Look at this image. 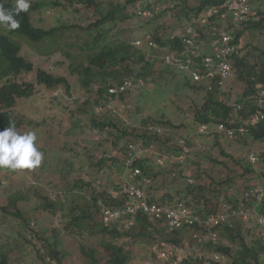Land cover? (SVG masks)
<instances>
[{
	"label": "rangeland",
	"instance_id": "rangeland-1",
	"mask_svg": "<svg viewBox=\"0 0 264 264\" xmlns=\"http://www.w3.org/2000/svg\"><path fill=\"white\" fill-rule=\"evenodd\" d=\"M35 1L38 0H30L31 5ZM46 1L54 6L32 11L31 19L34 22L32 23L34 26L39 24L45 29L55 26L61 29L52 37L39 42L10 37L21 45L20 55L33 64L31 72H23L16 77L18 82H28L34 86L32 96L16 100L14 112L16 119L21 120L17 131L21 134L26 132L36 134L35 145L43 152L44 159L35 169L0 170V203H6L8 210H11L8 199L11 196L24 197L18 201L17 206L25 217L30 218V223L34 222L33 226L29 224L34 229L29 232L30 228H24L21 220H16L0 210V252H5L7 264L37 263L35 251L39 249L41 241L32 233L40 231H44L48 240L50 239L56 249L64 255L62 264H86L87 258L81 250L82 247L86 250L96 249L103 257L102 263L107 259L109 251H105L101 242L102 236L97 228L92 226V221H85V227L81 229L76 227L73 230H65L61 209H56L55 215L34 210L44 196L56 199L55 201H64L66 196L61 187L69 186L75 181H94L96 185L103 187L123 179L124 170L121 171L119 162L109 160L107 166L114 165L101 171L100 169L97 171L93 166L103 156L119 157L121 153L119 149L123 145L121 141L114 146L112 141L117 138L118 132L111 126L103 130L96 128L91 124L93 119L99 122L111 120L118 128L138 127L139 131H143L147 123H152L164 128L163 132L171 129L169 132H172L174 141L182 136L188 137L191 144L189 161L193 164L186 167L185 171L193 180L195 169L207 173L210 179L206 184L211 180L213 187L220 188V199L224 192L235 193L241 198L243 193L253 186L264 189V139L242 137L228 140L220 133V137L217 138L197 133L194 113L201 109L206 95L202 90L183 85L186 80L184 74L170 73V69L156 57L151 58L150 54L145 53L151 62L146 76L147 83L141 88L135 87L125 93L123 101L114 103V111L95 113L92 109L95 95L86 93L79 84L78 75L71 71L70 65L75 66L86 61V54L92 50H87L85 43L97 32L102 31L107 41L125 39L132 44L137 39L151 36L152 33H158L164 38L168 29L180 27L187 20L189 12L185 14L181 8L197 7L200 0H153L160 9L156 19L147 21L133 16L116 23L112 29L109 28L111 23L96 29L92 25L100 18L102 12L108 10L110 7L108 2L115 3L117 0H92L102 3L101 13L98 11L100 7L90 3L87 5L88 0ZM253 3L258 4L264 11V0H254ZM260 18L261 15H257L255 20L258 21ZM0 32L8 34V29L0 26ZM240 45V54L248 53L253 62L255 56L264 51V25L260 29L253 26L245 29L241 35ZM165 51L155 49L153 52L162 54ZM256 60L258 61L257 58ZM37 69L66 77L70 84L69 92L61 85L48 88L44 84H39L36 79ZM131 70L128 77L135 76L141 70L140 65L132 64ZM229 79L223 91L217 94V98L225 102L238 100L245 86L243 82L237 80L235 73ZM4 81L2 80V83ZM87 99L88 104L85 106L83 101ZM134 115L138 117V121L134 120ZM141 119L145 120L144 125L139 123ZM161 119L169 120L178 127L171 128L158 124ZM124 139L131 137L127 135ZM171 142L170 147H173ZM137 144L144 145L140 140H137ZM151 145L150 151L144 155L155 162L161 153L156 142ZM251 155L256 157L254 162L251 161ZM236 159H240L241 164H237ZM152 167L157 168L154 163ZM246 167L249 169H245ZM228 177L231 178L229 183L220 186V181ZM173 178L168 172L159 173L155 185L152 186L153 196L159 198L165 192L174 193L177 189H182L183 193L185 190L183 186L189 182L183 177H175L174 181ZM156 186L158 187L153 189ZM66 207V210L69 209V205ZM100 217L95 214L94 221H100ZM242 225L246 226L243 222ZM253 226L255 225L250 226L253 229H249L250 233L258 235L259 229ZM242 234L246 237L247 243L252 241L246 230L242 231ZM24 237L31 241L30 244L25 243ZM147 242L148 240L142 238L129 240L123 249L129 256L131 255L133 262L137 263L140 259L148 257L150 243ZM221 242L224 243L225 240ZM114 243H121V240H114ZM238 246L237 240L233 245L234 252ZM217 260H220V264H234L232 258L228 256L220 255Z\"/></svg>",
	"mask_w": 264,
	"mask_h": 264
},
{
	"label": "trees",
	"instance_id": "trees-1",
	"mask_svg": "<svg viewBox=\"0 0 264 264\" xmlns=\"http://www.w3.org/2000/svg\"><path fill=\"white\" fill-rule=\"evenodd\" d=\"M136 0H127L126 3L130 4ZM147 1V0H141ZM222 0H200L197 7H192L187 9L182 7L181 11L187 14L188 12H197L203 7L209 4H218ZM15 0H0V5H3L5 9L11 10L15 6ZM93 4L96 7H100L98 11L100 13L103 10L102 3L92 0H88L86 4ZM46 1L38 0L35 1L27 12H21L16 19L19 20L20 27L15 30H9L8 34L0 32V130L8 127L9 121H13L16 124V128L19 127L21 120L16 119L14 112V106L16 100L20 98H28L34 93V86L28 82H18L16 77L23 72H31L33 70V64L30 61H27L22 55H20L21 45L17 40H13L14 37H21L31 42H39L46 40L54 35L58 30L61 29L59 26L51 27L45 29L43 27L34 26L31 20V11L40 9L42 6L46 5ZM108 4L110 7L107 11L102 12L100 18L93 23V27L98 28L101 25L111 23V27L121 21H125L128 18L133 16L126 12L127 6L123 3L109 1ZM126 6V7H125ZM252 6L257 11L258 15H261V18L256 21L250 20L249 22H244V25L241 29H233L234 32H237V37L242 35V32L253 26L256 29L263 27L264 23V11L260 9L258 4H252ZM189 14V13H188ZM2 27V26H1ZM152 38L159 45H169L171 48L170 40L167 37L162 38L157 33H152ZM104 33L97 32L89 42L85 43L87 50H92L91 53L86 54V63H78L75 66L70 65L71 71L78 75V81L82 89L89 95H95L94 102L97 103L101 99H106L105 92L109 86L119 84L124 79H129L128 75H131V65H140L139 72L135 76L146 77L151 67V62L145 56L147 43L144 42L137 46L133 45L131 42L126 41L125 39L116 40V41H107ZM145 46V47H144ZM150 48V47H149ZM153 50V49H150ZM68 57L70 53L67 54ZM258 59V61L256 60ZM252 57L245 53L243 56H235L234 63V73L238 81L245 84L244 90L241 93L238 101L243 103L244 107L242 110L234 113L235 116L240 115L244 116L247 112L251 111L253 107L254 100V83L256 81H264V51H261L258 56H255L254 61L252 62ZM165 66V65H164ZM173 72V71H171ZM176 74V73H173ZM180 75V74H179ZM36 79L39 84H44L48 88H53L57 86H63L67 92L70 90V84L66 77L64 76H55L45 70L37 69ZM2 80H5L2 83ZM183 85L188 86L192 89H195L197 86L189 85L187 81H184ZM219 86L211 91H207L205 102L203 103L201 109L195 111L194 119L196 123L200 122H211L218 120H226L231 114L230 105L226 104L224 100L217 98V90ZM103 94V95H102ZM124 94L120 93L119 99H124ZM90 97V96H89ZM87 97L88 99H90ZM87 101H83V105L88 104ZM94 105V104H93ZM93 108V106H92ZM134 120L138 121V117L134 115ZM140 124H145V120L141 119ZM165 125L166 127L176 128L171 121L161 119L158 121ZM91 124L103 130L105 127L111 126L115 131L118 132L117 138L112 141V144L116 146L119 142L123 145L119 149L121 151L120 156L116 157L109 155L108 157H101L97 163L93 166L98 171L104 168H110L113 165L107 166V161L112 160L119 162L121 166V171L124 167V155H126L128 145L131 143H137V140H140L144 143L145 147H148L154 142L157 143L158 151L161 153L159 157L164 158V163L157 168L152 167V161L150 159L135 160L132 166H139L142 170L143 175H149L153 178H158L159 173L168 172L169 175L175 177L191 178L190 174L185 171V168L191 167L193 162L189 161V153L186 154L184 159L176 160L175 156H178L182 152V147L179 146L178 138L174 141L172 132H169V128L166 129V133L155 134L149 133L144 128L143 131H139L138 127L129 129V127L124 126L118 128L111 120L97 121L92 120ZM130 135L131 139L125 140V136ZM208 135V134H207ZM210 136L213 138L220 137L219 133H212ZM249 137L255 140L264 139V123L257 124L249 129V132L242 136ZM228 138L223 136V138L228 140H237L239 138ZM187 144L190 145V139L186 138ZM172 141V142H171ZM170 142L173 147H170ZM127 149V150H126ZM237 164H241L240 159H236ZM245 169H249L246 167ZM194 180L192 182L186 183L183 186L185 189L182 193V189H177L174 193L165 192L160 195L159 198L152 196V199H157L161 203H172L173 200L184 199L185 202L192 207L193 210L200 214L213 213L217 212L220 209V198L219 191L220 188L213 187V183L210 180L209 184H206V181L210 179V176L207 173L200 172L199 169H195L193 173ZM156 178V179H157ZM173 178V181L175 180ZM230 177L220 181L219 185H225L229 183ZM156 180H154L155 182ZM139 182V181H138ZM140 181V186L144 187ZM173 183V182H171ZM117 183H112L103 187H99L94 183V181H84L79 180L75 181L73 184L67 186L64 185L62 191L64 192L66 198L64 201H55L56 199H51L48 196H44L43 200L37 207H34V210H41L48 214L55 215L56 209H61V215L64 218V228L65 230H73L74 228H83L85 227V221H92V226L97 228L98 232L101 234V242L106 252L109 251L107 259L102 263V256L98 253L96 249L86 250L83 247L81 248L82 252L87 258L86 264H135L131 255L123 249L124 244L129 240L142 238L143 240H148L147 243L156 240H166L169 242H177L181 236L187 238L191 237L194 232L192 228L186 231H175V233L166 232L160 222H153L149 220L146 216L138 214L134 220V223L126 228H123V224H119L120 218L116 216L114 219L110 220L107 225H104L100 221H94V215L97 216L102 213V208L107 207H118L121 204V199H111L107 195L109 187L117 186ZM155 183L152 184V186ZM151 188L147 191L150 192ZM153 187V189L157 188ZM172 188V186H170ZM160 188V186H159ZM226 191V190H225ZM152 195L153 190H152ZM173 194V195H172ZM223 197L230 201H234L232 204L236 208L238 203H245L248 207L256 206V209L259 213L264 215V197L259 203H255L252 199H246L241 196L238 198V195L235 193H223ZM24 197L11 196L8 199V203L11 207V210H8L6 203H0V210L7 215L14 217L16 220H21L24 228H30V231H33V224L30 223V218L25 217L21 209L17 206L19 200ZM59 198V197H58ZM78 198V199H77ZM176 198V199H175ZM69 205V209L66 210V206ZM61 207V208H58ZM124 221V218H122ZM31 224V226L29 225ZM251 225L254 224V228L259 226L255 222H251ZM247 224L245 227L242 225L241 219L239 217L233 218L232 222L224 224L221 227L217 228L218 233V242L213 247V251L220 254L222 257L228 256L232 258L234 264H264V235L259 231L258 235L250 233L249 229L251 225ZM247 231L248 236L251 235L250 243H247L246 237L243 236L242 231ZM253 230V229H251ZM33 236L40 239L41 244H39V249L35 251V258L38 261L37 263L31 264H62L63 254L56 249L55 245L50 242V239L44 235V231L34 232ZM56 233H54L55 235ZM25 243L30 244V240L24 237ZM114 240H121V243H114ZM221 240H225L224 243ZM238 240L239 246L236 251H233V245ZM233 243H231V242ZM230 242V245H229ZM45 250V251H44ZM47 251V252H46ZM220 260L212 261L211 264H220ZM190 264H201L196 260H190ZM0 264H7L5 252H0Z\"/></svg>",
	"mask_w": 264,
	"mask_h": 264
},
{
	"label": "built area",
	"instance_id": "built-area-1",
	"mask_svg": "<svg viewBox=\"0 0 264 264\" xmlns=\"http://www.w3.org/2000/svg\"><path fill=\"white\" fill-rule=\"evenodd\" d=\"M251 0H223L217 6H212L206 10L204 16L192 17V24L171 33V37L179 38L183 51L181 55L165 56V62L172 64L177 63L180 67H186V62L198 59L199 66L191 72L192 81H209L215 79L221 84L231 75V64L229 56L235 48L233 36L226 29L229 22L232 26L238 27L241 23L247 21L250 15H254L255 11H251ZM155 9L148 8L140 2L131 5V10L137 15L144 18H150L156 14ZM218 15L207 27L209 37H204L199 27L208 21V16ZM195 24H199L196 25ZM145 41L147 47L151 49L155 46V42L149 36ZM141 45V39L134 42ZM206 44L208 52L202 54L201 46ZM134 86L132 79H125L116 87L109 88L111 93H121ZM254 100L251 111L244 116L232 115L225 121L215 124L214 128H210L206 124L198 127L199 132L220 133L228 138H238L246 135L249 129L257 124L264 123V81H257L254 84ZM244 105L240 102L232 103L234 113L242 110ZM154 130L153 126L148 127ZM158 132L160 128L156 129ZM179 144L182 152L175 156L176 160L184 159L189 151L185 140L180 139ZM135 148L133 144L128 145L126 156V164L140 156V149ZM256 157L251 155V161L254 162ZM158 165H163L164 158L156 159ZM141 174L138 167L133 168L129 178L126 179L118 189H111L109 192L112 197L119 198L121 196L122 205L115 209L108 207L103 210V222L108 224L115 216L120 218L119 224H123L126 228L134 223L138 214L146 216L153 222H160L159 227L168 233L175 231H186L192 228L194 232L191 237L179 238L177 242H169L164 239L150 242L148 249V257L140 259L135 264H190V260H196L201 264H211L212 261L219 259L216 252L213 251L214 245L218 242L217 228L225 223L232 222L233 218L239 217L245 225L255 222L259 226V231L264 235V215L259 213L256 206L246 207L244 204L239 206L232 205L224 197H221L220 210L213 213L200 214L191 209L184 202L161 203L153 201L145 190L135 182V178ZM188 181H191L189 179ZM142 182L149 183L150 179L146 176L142 178ZM264 190L261 187H252L244 192L247 199H253L255 203H259L263 199ZM124 218V221L122 220Z\"/></svg>",
	"mask_w": 264,
	"mask_h": 264
},
{
	"label": "clouds",
	"instance_id": "clouds-1",
	"mask_svg": "<svg viewBox=\"0 0 264 264\" xmlns=\"http://www.w3.org/2000/svg\"><path fill=\"white\" fill-rule=\"evenodd\" d=\"M11 1H14V0H11ZM42 1H46V0H42ZM126 1L127 0H117L116 2H119L121 4L124 3L127 6L126 12L130 13L134 17L143 18L144 20L149 21V20L156 19L155 17H157L159 15L160 9H159L158 5H156L155 1H153V0H147V1L136 0V1L132 2V3H130V4L126 3ZM46 2H47V4L42 6L41 8H45V7L53 5L51 2H48V1H46ZM136 2H140V3H142V5H144V6L148 7V8H151V9H155L157 7L158 9L156 10V14L151 16L150 18H144V17H141V16H137L131 10V5H133ZM253 2H254V0H251L250 1V5H251V11H255V14L254 15H250V18L247 20L248 22L250 20H254L257 17V15H258L257 11L252 6ZM54 4L57 5L58 3H54ZM218 4H209V5H206L205 7H203L201 10L197 11V12H194V11L192 13L189 12V14L186 17L187 20L183 24H181L180 27H173V28L168 29L166 37L170 40V44H172L171 48L169 47L168 44L167 45H159L151 36L147 35V36L150 37V39H152L155 42V46H153L151 48L153 50H150L147 47L145 53H147V55L150 54L151 58L156 57V59H158L163 65H165V67L167 69L168 68L170 69V73H178V72H180V73L184 74V76L186 78L185 81H187L189 83V85L197 86L195 89L202 90L205 93V95H206L207 91H211V90L215 89V87H217V86H219V89L217 90V94L219 93V91L220 92L223 91V88H225L227 81L230 80L229 78H231L232 75L234 74L235 56L236 55L237 56H243L244 54H240V52H241V45H240L241 36L237 37V32H234L233 29H235V30H237V28L241 29L243 27V25H244V22L241 23V25L238 26V27L232 26L231 23L229 22L228 28H226L227 30L229 29L228 31L233 36V43L235 44V48H234L233 52L231 53V55L229 56V61H230V64H231V75L226 80H224L221 84H219L218 81H216L215 79H211L209 81H206V80L192 81L191 80V78H192L191 77V72L193 70L201 68V66H199L198 59H195V60L191 61L192 63L186 62V67L184 66L182 68L177 63L169 64V63L165 62V56H169V55L173 54V55L179 57L181 55L182 51H183V46H182L179 38L176 37V36L171 37V33H173L176 30H179L181 28L186 27L188 24H192V17L204 16L205 13H206V10L208 8H210V7L214 6V5L217 6ZM30 7H31L30 0H16L14 8H12L11 10L5 9L3 7V5H0V26H2L4 28H7L9 30L18 29L20 27V23H19V20L16 19V16H18L21 12H27ZM37 10H39V9H37ZM46 11H47V13H49V9H47ZM217 17H218V15L208 16V21L205 24H202L203 26L199 27V29L202 32L204 37L205 36H206V38L209 37V34L207 33V27L213 20H216ZM32 22H33V20H32ZM195 25L197 27V25H199V24H195ZM37 26H40V25L38 24ZM49 28H51V27H49ZM49 28H46V29H49ZM147 36L145 38L141 39L142 42H144V39H145V41L147 40L146 39ZM133 45H136V44L133 43ZM155 49H164L166 51L164 53H162V54L154 53L153 51ZM201 51H202V54L206 55V53L208 52V50L206 48V44H204L203 47L201 46ZM147 59H148V57H147ZM171 71H173V72H171ZM129 79H132L134 81V86L132 88L124 91L125 93H127L129 91H132V89H134L135 87L141 88L147 83V77H143V76L129 77ZM119 84L117 83V84L109 86L107 88V92L104 93L105 96H106V99H101L102 96L99 97L100 100L97 103H95L93 105V108H92V109H94L95 113H101V112H104V111H114V103L123 101V99L122 100L119 99L120 93H111V92H109V88L116 87ZM186 87H188V86H186ZM121 93H123V92H121ZM54 94L57 95V92H55ZM236 101L239 102L238 100H233L231 102H225L224 101L227 105L229 104L231 109H232L231 114L229 116L235 115L234 111H233V108H232V103H234ZM220 121H225V120H218V121H215V122L211 121V122H200V123H197L196 132L199 133V134H209L210 132H199L198 131V127H200L201 124H206L210 128H214L215 124L220 122ZM158 124H161V123H158ZM149 126H153L154 130H149L148 129ZM157 128H160L161 131L158 132L156 130ZM145 129L147 130V132L155 133V134H161V133H163V130H164V128L160 127L159 125H155V124H152V123H147L145 125ZM210 134H212V133H210ZM186 138H188V137H184V136L179 137L178 138V142H179L180 139H183V140H185L186 146L189 147V145L187 144ZM36 140H37V136H36V134L34 132H26L24 134H21L20 132L17 131L15 122L9 121L8 127L3 128V130H0V170H13L14 171V170L38 168L41 165V163H42V161L44 159V154L35 145V141ZM131 144H133L135 146V148L140 149L139 150L140 151V156L138 158L133 159L130 164H126L127 153H126V155H124V157H123V159H124V167L122 169V170H124V177H123V179L121 181L116 182L118 185L115 188L113 186L109 187V189L107 191V195L111 199H121V200L123 199V198H121V196L119 198L112 197L109 191L111 189H118L122 185V183L126 179L129 178V175H130V173H132L133 168H135V167L140 168L139 166H132L133 162L135 160L149 159L148 156L144 155V153L147 152L148 150L150 151V147L152 145H149L148 147H145L144 145L142 146V145H139L137 143H131ZM179 146H180V144H179ZM127 149H128V147H127ZM188 153H190V147H189V151L187 152V154ZM157 158H159V156ZM174 159H175V157H174ZM153 163L155 165H158V163L156 161L153 162ZM158 166H161V165H158ZM140 170H141V168H140ZM144 176H146V177H148L150 179L149 183L142 182V178ZM156 178H153L152 176H149V175L148 176L147 175H143L142 174V170H141V174H139L135 178V182L138 183L139 186H140V184H139L140 181L142 182L141 184L144 187H142V186L141 187L145 190V192L148 195H150L151 199H152L153 195H152L151 192H147V191L151 188L152 184L154 183V180L158 179V178L157 179ZM189 179H191V178H188L187 181ZM188 182H192V179H191V181H188ZM253 187H255V186H253ZM261 188L263 189V187H261ZM243 197H245L244 193H243ZM263 197H264V195H263ZM152 200L154 201V199H152ZM155 201L159 202L157 199H155ZM180 201L184 202L187 206H189L185 202L184 199H179V200L173 201L172 203H176V202H180ZM229 202H231L232 204L234 203V201H232V200H230ZM240 204H244L246 207H248L243 202L238 203L237 206H239ZM120 205H122V203L119 204L118 207H120ZM106 207L107 206H104L102 208V213H101V222L103 224H104L103 219H102L103 210ZM118 207H108V208L115 209V208H118ZM189 207L192 209L191 206H189ZM31 224H32V222H31ZM104 225H107V224H104Z\"/></svg>",
	"mask_w": 264,
	"mask_h": 264
}]
</instances>
